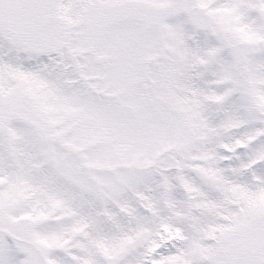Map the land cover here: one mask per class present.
<instances>
[{"label":"snow or ice","instance_id":"1","mask_svg":"<svg viewBox=\"0 0 264 264\" xmlns=\"http://www.w3.org/2000/svg\"><path fill=\"white\" fill-rule=\"evenodd\" d=\"M0 264H264V0H0Z\"/></svg>","mask_w":264,"mask_h":264}]
</instances>
